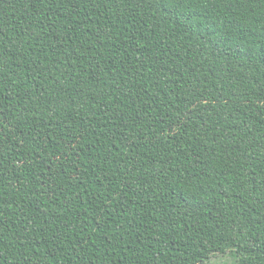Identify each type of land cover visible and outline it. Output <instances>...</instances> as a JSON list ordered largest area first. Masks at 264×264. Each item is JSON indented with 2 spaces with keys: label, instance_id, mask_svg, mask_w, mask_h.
<instances>
[{
  "label": "trees",
  "instance_id": "16d2710c",
  "mask_svg": "<svg viewBox=\"0 0 264 264\" xmlns=\"http://www.w3.org/2000/svg\"><path fill=\"white\" fill-rule=\"evenodd\" d=\"M264 264V0H0V264Z\"/></svg>",
  "mask_w": 264,
  "mask_h": 264
},
{
  "label": "rangeland",
  "instance_id": "374dc122",
  "mask_svg": "<svg viewBox=\"0 0 264 264\" xmlns=\"http://www.w3.org/2000/svg\"><path fill=\"white\" fill-rule=\"evenodd\" d=\"M235 259L230 252L212 255L205 264H234Z\"/></svg>",
  "mask_w": 264,
  "mask_h": 264
}]
</instances>
